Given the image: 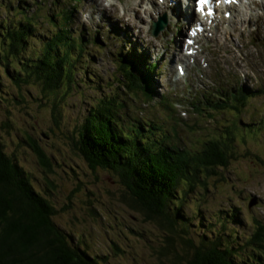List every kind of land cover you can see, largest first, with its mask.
Returning <instances> with one entry per match:
<instances>
[{
  "label": "trees",
  "instance_id": "1",
  "mask_svg": "<svg viewBox=\"0 0 264 264\" xmlns=\"http://www.w3.org/2000/svg\"><path fill=\"white\" fill-rule=\"evenodd\" d=\"M25 1L0 0V83L13 100L18 97L17 90L23 93V89L27 87L41 95H49L48 104H53V107L46 110L49 120L59 127L62 121L64 126L70 125V122L65 121L60 109L70 94L73 95L83 85L76 79L71 62L86 52L87 45L84 40L76 37L65 39L69 35L68 29L66 36L62 30L61 40L44 41V37L51 36L37 27L40 18H35L33 14L31 16V7L27 8L21 4ZM66 1L71 3L63 5L62 11H65L64 6H80L82 3V0ZM58 10L60 11V8ZM34 12H37V9L31 13ZM23 14L25 16H22ZM46 15L50 17V14ZM57 16L54 15L53 18H58ZM63 19L72 21L69 16H63ZM63 23L59 22L56 28L63 29ZM28 27L31 31H40L39 37L35 38L36 45L40 44L39 49L30 48L32 41L27 35ZM51 45L54 46L52 54ZM119 53L120 58L116 59L118 75L124 74L125 79L116 78V81L124 90H140L144 101L150 103L154 98L153 92H158L159 71L153 70V65L152 70L148 69L146 56L142 52L139 55L137 50L123 47ZM81 71L82 74L89 73L87 70ZM88 77L92 80L96 75L91 73ZM104 87V84L94 87L101 95L93 99L84 119L77 122L73 128L70 125L69 134L52 131L49 133L52 135V142H49L50 139L44 140L43 145L47 147L41 148L27 129H21L22 135L17 136V141L14 142L20 146L23 145L21 141H24L30 147L38 164L44 166L46 175L53 168L52 151L56 148L58 140L69 142L64 145L69 148L70 154L82 158V162L85 157L91 168H108L120 176L125 191H129V198H126V202L130 199L128 205L154 221V224L160 222L161 226L164 223L163 227L168 230L166 242L162 241L161 236H151V239L158 243L156 250L160 254L157 255L159 264H264V218L252 216L250 221L246 222L241 217V206L236 203L228 207L221 206L209 217L202 213L199 216L196 214L201 211L198 207H191L184 202L191 194H195L197 198L200 189H207L211 175L228 181L227 175L222 172L219 174L217 168V172L214 169L213 172H208L209 167H217L219 163L226 169L238 154L246 151L243 150V144L250 148L248 136L258 135L260 128L257 122L244 121V118L248 112H255V107L250 104L262 91L247 87L246 92L241 90L237 97L218 101L207 90L198 98L194 97V100H186L193 111L210 115L220 126L217 131H210L207 137L199 139L197 144L182 146L178 141H174L173 135L171 138L167 137L171 129L164 127L162 123L155 122L157 130L162 133L151 127L147 116H143V111L136 110V98H128L131 101L124 97L122 98L125 100L119 99L121 97L115 91L103 95ZM12 91L14 95H11ZM226 91L228 89H222L219 94ZM124 93L128 94L127 91ZM31 97L32 102L37 103L35 100L39 95ZM2 98L0 97V106L3 103ZM166 98L161 97L159 103L169 108L168 112L176 113L175 104ZM20 102L21 100L16 103ZM36 107L41 108L38 105ZM257 118H260L264 127V115L260 114ZM166 122L169 123V120ZM32 123L36 125L33 129L37 132L39 125L34 121ZM168 125L173 126L170 123ZM0 128L4 129L5 133L10 130L11 118L0 120ZM37 134L39 135L40 131ZM199 143L204 144L207 153L197 149ZM8 150L6 139L0 136V264L100 263L87 252L85 245L77 243V239L67 243L65 234L70 233L54 221L55 207L44 193L54 185L53 181L46 177L47 187L41 185L39 190L33 178L25 172L27 170L20 163L19 157ZM212 150L214 155L210 154ZM250 150L245 154H254L260 159L256 152L251 148ZM128 154L131 157L127 161L125 157ZM122 164H126L124 168H120ZM83 178L80 177L75 182L76 187L83 189L85 184H88L89 190L90 185L95 182L89 179L90 175L88 180ZM88 193L90 197L91 192ZM230 199L234 200V197L231 196ZM184 205L189 209L191 207L192 213H188ZM200 219L203 222L201 226L198 224ZM195 220L198 224H195L197 237L191 230V224L193 225ZM162 231L164 232L160 230V233ZM163 254L167 255V258H164Z\"/></svg>",
  "mask_w": 264,
  "mask_h": 264
},
{
  "label": "rangeland",
  "instance_id": "2",
  "mask_svg": "<svg viewBox=\"0 0 264 264\" xmlns=\"http://www.w3.org/2000/svg\"><path fill=\"white\" fill-rule=\"evenodd\" d=\"M105 1L107 2V0ZM144 1L148 2L147 0H116V4L118 7L120 6L119 9L126 12V15H118L117 6L111 5L107 7L100 1L90 0V9L93 12L90 18L81 14L87 7L86 2H83L80 12L79 10H74L73 15L76 20H67L61 25L63 28L68 27L69 30V35H67L66 31L64 32L65 36L67 35L65 39L79 38L78 36L83 34V40L85 42L89 41V49L96 50V46L100 45L101 51H96L94 57H88L90 60L87 61L92 70H96L101 75L103 81L109 76L111 78L116 76L117 79L121 80L125 79L123 77L120 78L118 75L115 61L120 58V48L127 47V45H131L133 51L137 50L139 55L141 52L144 53L146 58L149 57L146 51L152 53V56L150 55L148 58L150 63L147 64V67L151 69L152 65L155 66L153 70L159 71L158 77L162 79L160 82L164 84L167 83V80L163 69L173 73L177 71L176 67L166 65L167 60L173 55H176L179 59L188 58V56L182 55L181 45L185 44L184 35L187 34L188 26L186 23L189 21L186 16L187 12L190 11L192 17L198 15L192 10V5H189L187 1H181L182 9L180 13L184 21L180 22L176 21L177 15L176 17L174 16L175 11H170L168 5L164 4L162 9L154 7L153 11L171 16L173 22L177 25L176 27H169L161 39H156L149 35L147 31L154 14L150 17L146 16L147 14L142 8ZM40 2L42 1L27 0L23 2V5L27 8L31 7L29 10L31 16L33 14L35 18H40L39 26L37 27L42 29V32L46 35L51 36V38L44 37V41L61 40L63 29L56 28L59 18H47L45 20L44 17H46V14L64 15L66 12L61 10L63 5H65L64 1L43 0V4L41 3L38 7L37 5ZM64 7L71 8V5ZM58 8H60V11ZM35 9H37V12L31 13ZM238 9L243 11V13L234 11L233 17L235 20L231 22L230 28L226 26L225 19H222L224 15L222 11L218 13L219 16L217 17L218 20H215L216 22L212 21V24L210 23L202 29L197 25L193 26L196 28V39L193 42L198 41L197 46L195 45L198 50L197 55L199 58L205 57L208 67L200 65L196 71H190L186 78L189 84L197 88V92L199 90L202 91L204 88V91L208 90V92H211L212 96L218 101L227 100V97H237L241 90L246 92L245 88L247 87L262 91L251 102V106L255 107V112H248L246 118H244V121L257 122L258 127H260L259 137L248 136L251 149L256 152L260 159L254 154H245L251 150L243 144V150L246 151L238 154L229 163L227 170L219 163H217V167L209 165L208 172H213V169L217 172L215 170L217 168L219 174L222 172L223 175H227V182L211 175L212 177L207 184L208 188L200 189L197 192V199L195 194H191L189 199L184 202L193 207L197 206L201 211H197L196 214L200 216L201 213L203 214L202 207H204L205 214L208 215L216 212L221 206L234 204L230 197L235 196V201L242 208L241 217L248 222L252 216L264 217V127L260 122V118H257L260 114L264 115V0H243V6ZM22 16L25 15L23 14ZM115 28L119 30L121 37L123 39L128 38L129 42H121L119 37L115 35ZM27 29L29 30L27 35L31 38L29 40L32 41L30 48L39 49L40 44L36 45L37 41L35 38L39 37L40 31H31L29 27ZM204 29L206 31L202 35L200 31ZM52 46H50L51 54L54 50V46ZM103 46L104 48H102ZM178 46L180 48L179 52L176 51ZM191 65L194 66L193 63L188 66ZM199 72L201 76H203L202 72H205L208 77L204 76L206 79L204 81L201 80ZM238 86L240 87L238 88ZM119 87L122 88V86ZM167 88H169V85L167 87L162 86L161 91L159 89L158 92L154 91V98L150 103L144 101L143 93L140 90L133 91V97L138 100V109L139 107H144L149 113H151L150 111L153 112L156 109L155 104L159 103V98L162 97V94L166 96ZM222 89H228V91L219 94ZM5 90L6 88L0 83V97H4L0 106V120L9 119L10 117L12 128L7 130L6 133L4 129L0 128V136L6 139L9 146L8 152H12L16 157H19L25 169L31 173L35 186L39 190L46 185V180H48L46 177L53 181L54 185L49 188L50 191L43 192L49 197L57 211L54 221L70 233L65 234L67 243L72 242L71 240L75 242V239H77L79 245H85L87 252L94 259L100 261L97 264H159L157 255L160 254L156 250L158 243L153 241L151 236H161L162 241L166 242L168 230L163 227L164 223L161 226L160 222L154 224V221L146 218L142 213L128 205L130 199L126 202V198H129V191H125V187L121 184L122 178L117 179L105 169L91 168L85 157L82 162V158L79 159L77 156L70 154L69 148L64 145L69 142H59L58 140H56V148L52 151L56 170L48 172L46 175L38 166L29 146L24 141H21L23 145L20 146L15 143L17 141L16 137L22 135L21 129H27L36 141L39 140L42 143L44 140L50 139L49 133L52 131L56 133L63 132L65 135L69 134L68 132L71 131L68 129L70 125L73 128L77 122L81 121L87 108L91 105L87 99L88 94L98 95L100 92L95 89H85L86 93L77 94L76 98L74 95H70L63 102L60 109L65 121H69L70 125L64 126L65 123L62 121V125L59 127L55 122L49 120L46 113L49 107H53V104L50 106L48 104L49 95H41L34 89L27 87V89H23V93L17 90L18 97L13 100ZM14 94V91H12L11 95ZM32 94L34 97L39 95L35 100L38 104L32 102ZM168 96L171 97L172 95ZM19 100H21L20 104L16 103ZM36 105L41 108L36 107ZM138 109L136 110L141 112ZM143 114L145 115L144 112ZM198 114L192 109L188 111L186 116L178 111V116L183 122L175 127L179 130V135L175 140L182 146H185V144L189 146L192 143L197 144V141L206 135L208 136L211 133L210 131L218 130L220 124L217 123L216 119L210 115ZM32 118L37 119V121ZM32 121L39 125L40 128L37 132L40 131L43 138L38 139V134L33 129L36 125ZM150 124L153 123L150 122ZM164 127H167L165 123ZM170 128L173 129L174 127L171 126ZM45 133L48 134L46 137ZM66 138L69 141V137L67 136ZM52 140L50 139L49 142H52ZM240 145L242 146L241 143ZM41 146L43 148L47 147L43 144ZM198 148L205 153L208 151H205L203 143H199ZM210 154L214 155V151L212 150ZM130 157L131 155L128 154L125 158L128 161ZM55 161L58 163L56 164ZM79 170L83 173L81 174ZM80 177H86V180L89 178L94 180L95 183L90 185L89 190L88 184H85L83 189H79L76 187L75 182ZM233 187H237V189ZM88 192H91L90 197ZM89 199L94 202L91 203ZM167 200L169 199L167 198ZM250 204L252 205L251 207L249 206ZM184 208L188 213H192L185 205ZM202 223L201 219L198 220L200 226ZM195 224V221L193 225L191 224V230L193 231L192 234L197 237ZM154 225L157 227L156 229ZM160 230H164V232L160 233ZM163 257L167 258V255L163 254Z\"/></svg>",
  "mask_w": 264,
  "mask_h": 264
},
{
  "label": "bare ground",
  "instance_id": "3",
  "mask_svg": "<svg viewBox=\"0 0 264 264\" xmlns=\"http://www.w3.org/2000/svg\"><path fill=\"white\" fill-rule=\"evenodd\" d=\"M180 1H182V0H180ZM170 5H171V3L168 4V9H170V11H173L172 8H169ZM220 5H222V3ZM220 5H218V6H220ZM142 6L144 7L143 9H144L145 14H147L146 15L147 17L151 16L152 13L154 14V16H153V20L154 21H151L152 22L151 25L153 26L154 32H156V34L159 35L164 30V28L166 26V22H167V20H169V17L165 16V14H163V13H154L152 10H150V8L147 7V5H143L142 4ZM225 6H227V5H225ZM64 10H65L66 14L70 17V19L74 21V19H75V18H73L74 10L72 8H66V7H64ZM232 10H235L234 1L231 4V11H229V14H228L229 15V23L227 24L228 28L231 27V23L230 22H232L234 20V17H233L234 13H233ZM163 11H165V10H163ZM178 11H179L178 14H177V12H174V11L173 12H174V16L177 15V17L179 18L181 16V13H180L181 10H178ZM200 15H201L203 20L205 19V17L208 18V16L206 14H203V12H200ZM58 18H59V21H62L63 15H58ZM151 31H152V29H151ZM63 60H66V59L63 58ZM221 68H222V66H221ZM202 74H203V76H205L203 72H202ZM172 114H174V113H172Z\"/></svg>",
  "mask_w": 264,
  "mask_h": 264
},
{
  "label": "snow or ice",
  "instance_id": "4",
  "mask_svg": "<svg viewBox=\"0 0 264 264\" xmlns=\"http://www.w3.org/2000/svg\"><path fill=\"white\" fill-rule=\"evenodd\" d=\"M212 0H196V9L197 11H201L204 12V6L205 5H211ZM225 2H230V0H225ZM207 15H213V8L211 6H209L207 8Z\"/></svg>",
  "mask_w": 264,
  "mask_h": 264
}]
</instances>
